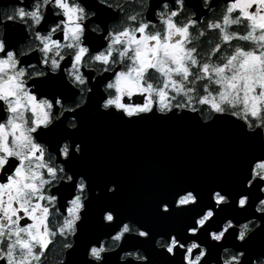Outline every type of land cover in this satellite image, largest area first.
Wrapping results in <instances>:
<instances>
[{"label": "clouds", "instance_id": "obj_1", "mask_svg": "<svg viewBox=\"0 0 264 264\" xmlns=\"http://www.w3.org/2000/svg\"><path fill=\"white\" fill-rule=\"evenodd\" d=\"M95 3L114 17L100 22L88 0H0V264H69L100 188L68 167L81 142L65 136L52 145L42 134L61 121L75 131L94 91L99 111L125 120L227 119L264 145V0ZM18 26L24 38L11 43L9 28ZM89 34L101 46L93 48ZM50 77H62L72 98L38 87ZM65 185L71 191L62 196ZM116 190L107 185V193ZM225 207L248 214L219 218ZM172 209L194 215L166 234L102 210L109 230L86 243L84 261L106 264L115 254L116 264H264V249L247 247L264 233V150L248 159L239 192L213 188L201 204L184 188L159 204L163 213ZM129 238L150 239L160 258L125 247Z\"/></svg>", "mask_w": 264, "mask_h": 264}, {"label": "water", "instance_id": "obj_2", "mask_svg": "<svg viewBox=\"0 0 264 264\" xmlns=\"http://www.w3.org/2000/svg\"><path fill=\"white\" fill-rule=\"evenodd\" d=\"M76 115L80 126L66 135L81 142L83 152L73 156L68 167L80 168L91 187L100 188L88 209L95 206L93 201L99 209L113 202L121 211L118 219L159 208L184 188L206 185L211 192L258 152L251 147L250 136L227 119L202 125L194 115L185 114L129 121L90 104ZM109 183L117 185L112 196L106 194ZM83 230L89 231L82 227L78 242L84 240Z\"/></svg>", "mask_w": 264, "mask_h": 264}, {"label": "flooded vegetation", "instance_id": "obj_3", "mask_svg": "<svg viewBox=\"0 0 264 264\" xmlns=\"http://www.w3.org/2000/svg\"><path fill=\"white\" fill-rule=\"evenodd\" d=\"M192 2L198 7L197 0H192ZM89 7H94L97 10V19L105 23L109 19L114 17V14L111 10L105 8L104 6L98 5L95 3V0H88ZM24 38V32L22 27H10L8 31V39L11 43H15ZM88 41L92 44L93 48L99 47L102 44V40L100 37H97L93 34H89ZM38 87L48 94H60L64 96L66 99H71L74 95L73 89H71L62 79V77H50L46 80H41L38 82ZM100 93L98 91H94L92 97L90 98L88 104L90 107H98V98ZM93 105V106H91ZM67 129L63 126V122L61 121L59 124L49 129L47 132L43 133L42 136L46 139L50 144L56 145L60 139L64 138L66 135ZM241 131L243 132L242 128ZM244 133V132H243ZM248 135V134H247ZM250 136V135H248ZM249 139L253 141V148L258 151L264 150V145H261L258 141V137L250 136ZM256 143V144H255ZM255 144V145H254ZM244 167L234 168L232 173L233 177H227L218 188L223 189L228 193H236L239 192L242 188V179L244 173ZM81 169L77 168L74 172L81 173ZM211 186V185H210ZM93 188H99L95 186ZM209 186L200 185L197 188V192L200 195L201 204H204L210 200V192L207 191ZM62 196L69 195L71 188L70 186H63L61 189ZM107 194V191H106ZM112 196V193L109 194ZM94 196V195H93ZM95 206L93 208L87 209L85 213V222L82 227L89 229L83 230L84 240L79 241L77 248L69 254V264H87V262L83 259V248L86 246L88 241L94 240L98 238L102 234H106L109 230L106 226L101 224L100 215L102 210L111 209L114 210L117 215L118 212H121L113 207V202L111 206H105L102 209H99L96 206L97 201H93ZM246 212H238L232 207H225L218 214L219 218H223V216H244L247 215ZM125 218H131L141 223L142 226H146L153 233H168L170 231H180L184 229V226L193 219L194 209H172L168 213H163L159 210V208H145L138 214H125ZM93 219V220H92ZM88 220L90 222L88 223ZM203 235V234H202ZM231 243V240L226 241ZM142 246L149 250L152 255L156 258H160V254L155 252L151 247V240H137L136 238H129L125 242V247H135ZM212 254L218 250L216 246H210ZM249 248L250 254H255L257 250L264 249V233H261L259 236L255 237L252 241H250L247 245ZM106 264H116L115 254L109 257L106 260ZM131 264V262H129Z\"/></svg>", "mask_w": 264, "mask_h": 264}]
</instances>
